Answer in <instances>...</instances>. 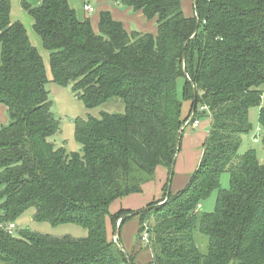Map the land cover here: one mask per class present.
Listing matches in <instances>:
<instances>
[{
  "label": "trees",
  "instance_id": "16d2710c",
  "mask_svg": "<svg viewBox=\"0 0 264 264\" xmlns=\"http://www.w3.org/2000/svg\"><path fill=\"white\" fill-rule=\"evenodd\" d=\"M41 1L21 6L50 54L53 82L71 87L88 109L121 99L126 110L77 121L80 152L56 147L45 63L25 26L11 21V0H0V106L9 120L0 128V264H135L120 232L122 248L109 241L106 217L115 201L142 194L160 167L169 175L162 196L111 216L119 231L139 218L153 264H264V163L254 150L239 156L253 107L264 146V0H194L189 18L182 0H119L155 21L156 33L129 31L108 11L95 31L68 0ZM179 78L192 102L186 119L209 113L211 126L198 168L173 194L186 121ZM224 173L229 189L220 187ZM216 190L215 211H198ZM30 208L39 222L81 225L88 236L9 234L6 226Z\"/></svg>",
  "mask_w": 264,
  "mask_h": 264
},
{
  "label": "rangeland",
  "instance_id": "374dc122",
  "mask_svg": "<svg viewBox=\"0 0 264 264\" xmlns=\"http://www.w3.org/2000/svg\"><path fill=\"white\" fill-rule=\"evenodd\" d=\"M27 1V0H26ZM200 2H207L208 0H196ZM28 2V1H27ZM74 5L78 10H83L85 4H90L92 7L96 6L94 0H73ZM182 9L184 14L189 17H194V0H182ZM75 10V9H74ZM96 13L90 14L94 17ZM29 16V15H27ZM30 18V17H29ZM150 24V23H147ZM139 28L135 25L134 29ZM36 34V33H35ZM38 37V35H36ZM44 52V51H43ZM48 52V51H45ZM2 58V47L0 45V63ZM48 84L46 89L49 94V99L52 102V112L56 119L59 121L60 132L52 139L56 147L64 148L68 153H76L81 151V146L76 139V123L80 120H87L90 117L100 118L103 113H118L123 114L126 110L125 102L121 99H113L101 106L93 109H88L84 102L72 91L71 87H61L55 84L52 80V73L50 67V60L48 55L44 58ZM184 81L182 78L178 79V96L183 101L182 120L185 123L182 126L184 133L180 140V149L175 160V167L171 177L170 192L177 193L183 190L188 184L190 177L194 174L199 166L200 160L203 155V147L206 136L211 126L209 113L207 115L200 114L202 117L199 119L200 125L195 128L190 123V119H186L190 113L192 102L183 99ZM200 97L202 93H199ZM264 106V94L262 98V105ZM201 107H199L200 109ZM249 120L252 125V130L248 135L242 139V146L239 151V156L245 154L250 150L256 152L257 158L261 163H264V146H263V129L260 123V107H253L249 111ZM181 129V130H182ZM163 180L159 172L156 173L155 180L151 182L150 186L152 191L150 194H139L127 201L122 199L115 201L109 207V214L106 217V230L107 237L110 242H115L120 245L118 241V234L122 239V244L126 249L128 255L134 259L135 264H153L154 257L150 249L149 241H143L138 238V231L140 227V220L138 217L128 219L123 227L120 229L121 222H118L117 228L111 220V216L118 213L120 210L140 211L147 208L154 198L160 197L163 190L159 189L160 183ZM231 184V176L229 173H224L221 176L220 187L221 189H229ZM162 188V187H161ZM0 188V192H1ZM218 190L214 191L211 196L202 200L199 204L198 211L201 213H212L216 208V201ZM136 198V199H133ZM127 202V203H125ZM3 200L0 199V206ZM2 212L0 210V221ZM11 223L15 224L17 230L14 234L17 235L20 231L31 230L32 232L50 235L53 237L70 236L73 238H86L88 231L81 225L77 224H63L52 225L47 222H39L35 220V209L30 208L23 214L15 217ZM118 232L117 237L115 234ZM122 248V246H119ZM121 264H130L127 261H121Z\"/></svg>",
  "mask_w": 264,
  "mask_h": 264
},
{
  "label": "crops",
  "instance_id": "0c3cea01",
  "mask_svg": "<svg viewBox=\"0 0 264 264\" xmlns=\"http://www.w3.org/2000/svg\"><path fill=\"white\" fill-rule=\"evenodd\" d=\"M21 1L22 0H11V4H12L11 21L13 23L16 21H20L25 26L32 45L35 48H37V50L39 51L40 55L43 58V61H44L45 56H47V55H48L49 60H50L49 52H45L46 50L43 47V44H42L40 37L39 36L37 37L36 36L37 34H35V31L33 28L34 21L30 16H27L28 14L22 9ZM27 1L31 5L36 6V7H39L42 4L41 0H27ZM68 2L70 4V6L73 9H75L77 17L80 21H84L86 18L91 19V22H92V25H93V28L95 31H98L100 13L108 11L112 14V16L114 17L115 20L122 22L124 24L125 28L129 31L139 30L142 32L156 33L157 26H156L155 21H147L142 16L141 13L134 12L132 9H128V8L124 7L121 4V2H119V0H97V1H95L96 6H94L93 8L95 9L94 13H96V14L94 15V17H92V16L90 17V14H88L84 11V7H83V10L82 9L78 10L77 7L74 5L73 0H68ZM147 23H150V24H147ZM135 25H137L139 28L134 29ZM44 63H45V61H44ZM190 119H191V117H190ZM8 122H9V120H8V116H7V109H6V107L1 105L0 106V128L2 126L7 125ZM181 132H182V134H181V137H182V135L184 133V129H182ZM208 133H209V131H208ZM206 138H207V136H206ZM157 172H159V174L163 178V180L161 181L160 186H159V189L163 190V188L166 185L168 178H169L168 171L165 168L160 167L157 169ZM150 185L151 184L149 183V184L144 186L143 193L141 195L150 194V192L152 191ZM134 196H136V195H132V196H128L126 198H123L122 201L123 200L127 201V200L131 199L130 197H134ZM160 197L154 198L153 201L155 199L160 198ZM133 199H136V198H133ZM125 203H127V202H125ZM129 210H133V209H129Z\"/></svg>",
  "mask_w": 264,
  "mask_h": 264
},
{
  "label": "built area",
  "instance_id": "2783aa9c",
  "mask_svg": "<svg viewBox=\"0 0 264 264\" xmlns=\"http://www.w3.org/2000/svg\"><path fill=\"white\" fill-rule=\"evenodd\" d=\"M84 11L88 14H93L95 12V9L90 5V4H85L84 5ZM192 124L193 127L197 128L200 125V121L199 119L193 121L192 119H190V121L187 123V125ZM17 229L16 225L11 223L9 225L6 226V230L9 234L13 235L15 230ZM150 235L148 234V232H145L142 240L143 241H149Z\"/></svg>",
  "mask_w": 264,
  "mask_h": 264
},
{
  "label": "water",
  "instance_id": "95a60500",
  "mask_svg": "<svg viewBox=\"0 0 264 264\" xmlns=\"http://www.w3.org/2000/svg\"><path fill=\"white\" fill-rule=\"evenodd\" d=\"M173 171H174V168H173ZM117 234H118V232L116 233V237H117Z\"/></svg>",
  "mask_w": 264,
  "mask_h": 264
}]
</instances>
